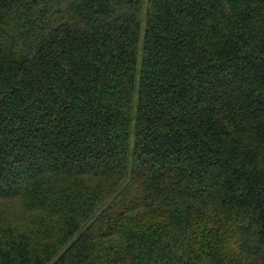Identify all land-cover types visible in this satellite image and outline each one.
<instances>
[{
	"label": "trees",
	"instance_id": "1",
	"mask_svg": "<svg viewBox=\"0 0 264 264\" xmlns=\"http://www.w3.org/2000/svg\"><path fill=\"white\" fill-rule=\"evenodd\" d=\"M0 264H264V0H0Z\"/></svg>",
	"mask_w": 264,
	"mask_h": 264
},
{
	"label": "rangeland",
	"instance_id": "2",
	"mask_svg": "<svg viewBox=\"0 0 264 264\" xmlns=\"http://www.w3.org/2000/svg\"><path fill=\"white\" fill-rule=\"evenodd\" d=\"M141 33H142V30H141ZM142 35V34H141ZM139 60V59H138Z\"/></svg>",
	"mask_w": 264,
	"mask_h": 264
}]
</instances>
